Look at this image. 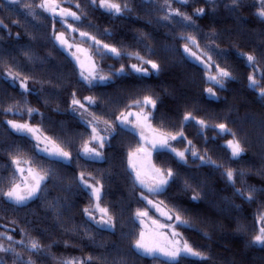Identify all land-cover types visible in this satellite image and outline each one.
<instances>
[{
	"label": "trees",
	"instance_id": "obj_1",
	"mask_svg": "<svg viewBox=\"0 0 264 264\" xmlns=\"http://www.w3.org/2000/svg\"><path fill=\"white\" fill-rule=\"evenodd\" d=\"M38 2L39 0H22V3L14 4L8 0H0V20L7 25V30L0 27V166L8 161L5 149L15 146H19L27 155L39 159L32 143L27 138L14 134L4 123L8 119H21L19 116L4 115L3 110L14 101L20 102L23 107L25 99L17 85L4 79L9 66L34 77L29 86L35 91L28 94L26 99L30 106L39 108L44 113L43 127L48 134L69 143L74 162L68 165L44 161L46 166L56 169L60 179L49 182L46 199H37L25 207L15 208L0 199V225L15 220L16 224H10L9 227H15L17 232L24 228L42 244L52 245L50 255L41 257L38 264H57L51 259L52 255L80 257L88 254L106 257L107 264H118L121 256L128 257V264H156L151 258L129 255L131 241L123 236L132 228L130 221L135 209L145 206L138 199L141 189L133 185L127 165V150L137 145L138 137L118 128L119 134L112 140V146L105 148V161L88 162L81 159L75 162L80 134L86 133L87 129L82 121L71 114L69 105V90L75 89L81 97L95 95L99 98V108H92V111L113 117L124 107L130 96L154 94L160 99L157 110L153 113V125L169 130L182 127L187 139L193 142L201 154L206 150L212 160L222 165L221 168L202 166L199 160L191 157L187 165H182L166 150L154 152L152 160L158 166H170L178 173V179L167 193L155 198L164 201L168 208L179 210L190 220L192 228L179 230L194 246L208 250L212 257L208 264H264V248L248 246V242L259 230L258 219L264 212V194L258 193L255 200L249 203L235 195L233 187L223 175L229 167L237 171L244 170L246 175L243 182L238 177L236 188L251 185L264 189V101L249 89L246 77L252 70L246 67L243 57L238 55L243 52L260 57L264 50V22L256 15L258 0H243L242 7L236 13L224 7L230 0H218L215 6L205 0H188L187 5L173 0V7L180 8L189 15L196 8L206 10V14L200 18L193 16L198 29L185 28L178 18L167 23L160 22L165 13L157 6H162L164 0H130L133 11L119 17L87 7V0H79L87 13L83 30L91 31L98 38L116 44L122 50H139L145 54L147 44L156 53L152 58L157 59L162 66L159 74L153 73L147 77L125 74L114 78V82L109 81L93 89L87 88L82 82L78 83L79 77L74 71L71 57L54 44L51 38L52 21L48 14L40 15L35 20L25 17L23 5L34 6ZM120 2L123 3V0ZM15 21H19L18 27ZM87 23L95 27L88 28ZM56 29L64 30L59 20L56 22ZM105 29L112 33L111 37L104 35ZM8 30L11 35H8ZM213 30L219 37L216 43L227 52L226 56H214V59L221 66L226 64L236 76L235 81L228 82L227 91L217 89L219 100L204 94L203 89L210 85L203 78V66L182 53L185 42L178 39L181 33L190 32L200 40L203 47L208 34ZM16 33H20L19 40L16 39ZM26 51L35 58L33 61H29L24 55ZM97 60L105 73L111 71L109 65L118 69L121 64L127 66L134 61L111 57L103 60L97 57ZM260 68L264 70V63ZM40 80H51L52 83H45L42 88ZM188 111L199 118L208 119L210 123L227 119L229 127L238 134L242 130L246 154L238 161L232 160L230 150L225 145L226 140L232 137L218 135L211 129L207 130L206 143L205 138L198 134L200 129L194 122L183 121V115ZM40 120V116L35 115L32 122L38 123ZM173 146L183 149L186 144L173 142ZM79 170L104 176L105 196L102 203L107 204L116 216L115 233L97 230L82 214L81 209L88 204L89 198L75 179ZM185 180L192 185V189L185 190ZM193 189L200 192L199 200L191 199ZM56 197L60 198L61 204L69 205L62 209L61 220H57L47 206ZM238 225H243L244 230L238 231ZM84 227L94 233L97 243H103V248L97 247L83 235ZM0 231H4L3 227H0ZM205 232L212 238L206 239L203 235ZM16 238L19 239V235ZM7 264H12L10 258ZM97 264L103 262L97 261ZM185 264L203 262L190 257Z\"/></svg>",
	"mask_w": 264,
	"mask_h": 264
},
{
	"label": "snow or ice",
	"instance_id": "obj_2",
	"mask_svg": "<svg viewBox=\"0 0 264 264\" xmlns=\"http://www.w3.org/2000/svg\"><path fill=\"white\" fill-rule=\"evenodd\" d=\"M11 2L20 4L22 0H11ZM205 2L215 6L218 0H205ZM64 3L69 6H64ZM64 3H61V0H39L34 6L24 4V15L26 18L31 17L35 20L40 15L48 14L52 21L51 38L56 46L66 51L71 57L74 62V71L79 77L78 83L82 82L87 88L93 89L105 85L109 81L114 82V78L125 74H140L147 77L162 71L161 63L152 58L156 53L149 45L145 44L146 53L142 54L139 50H122L116 44L105 42L91 31L83 30L87 21V13L85 6H82L79 0H64ZM175 3L187 5L188 0H175ZM242 5L243 0H230L224 4V7L236 13L239 12ZM86 6L103 10L116 17L133 11L130 0H123V3L120 0H87ZM157 7L165 13L160 22L167 23L178 18L179 23L185 28L198 29L193 16L200 18L206 14L204 8H196L194 13L189 15L182 12L180 8L173 7V0H164L163 5ZM256 15L264 22V0H261ZM57 19L64 28L63 31L56 29ZM14 23L17 27L19 26V21ZM86 26L88 28L95 27L91 23H87ZM0 27L7 30V25L2 20H0ZM8 35H11L10 30H8ZM104 35L111 37L112 33L105 29ZM20 38V33H16V39ZM218 38V34L214 30L211 31L206 38L207 42L201 47L200 40L190 32L181 33L178 37L179 40L185 42L182 46V53L203 65L205 73L203 78L210 85L203 89L204 94L216 100L220 99L217 89L227 91L228 82L236 80L231 68L226 64L221 66V63L214 59V56L224 57L227 55V52L216 43ZM24 55L28 57L29 61L35 59L27 51ZM238 55L243 57L246 67L252 70L246 77L249 89L255 92L261 101H264V70H260V65L264 63V50L260 57L253 53L243 52ZM97 57L100 60L111 57L136 62L127 66L121 64L118 69H113V66L109 65L108 68L111 71L105 73ZM4 79L17 85L22 90L21 95L25 97L23 107L20 102L14 101L3 110L4 115L19 116L21 119H9L4 123L14 134L27 138L32 143L36 156L39 157L36 159L27 155L19 146L5 149L8 161L0 166V199L15 208H22L37 199H46L49 182L60 179L56 169L46 166L44 161L49 164L71 165L74 158L69 143L48 134L43 127L44 113L40 112L39 108L30 106L26 99L28 94L35 91L29 86V82L34 80V77L16 71L9 66L4 73ZM39 83L43 88L45 83L51 84L52 81L40 80ZM69 94L71 114L82 121L87 129L86 133L80 134L75 162L81 159L88 162L105 161L107 159L105 148L112 146V140L119 134L118 128L120 131H127L138 137L137 145L129 147L127 150V165L133 185L141 189L138 199L145 206L135 209L130 221L132 228L123 234L131 241L129 255L151 258L156 264H185V261L190 257L196 258L203 264H208L212 259L208 250L194 246L178 230L179 228H192L193 224L190 220L179 210L168 208L164 201L150 198L166 194L178 179L176 170L170 166H158L152 160V156L154 152L166 150L178 164L187 165L189 157H191L193 160H199L202 166L211 165L214 168H221L222 165L212 160L206 150L204 154H201L193 142L187 139L182 127L178 130H169L153 125V113L157 110L160 99L158 95L130 96L118 114L108 117L103 112L97 114L91 110L100 106L97 96L81 97L75 89H70ZM35 115L40 116V122H32ZM183 121L194 122L200 129L198 134L205 138L206 143L207 130L209 129L221 136H231V139L226 140V147L230 150L232 160L238 161L246 154V142L242 130L241 134H238L236 130L229 127L227 119L222 122L210 123L208 119L199 118L188 111L184 113ZM231 123L234 124L236 121H231ZM173 142H182L186 146L183 149L176 148L173 146ZM223 175L233 187L235 195L249 203L255 200L258 193L264 194V189L251 185H247L245 188H236L238 177L243 182L246 175L244 170L237 171L229 167L225 169ZM75 179L79 188L84 190L89 198L88 204L81 209L86 220L95 225L97 230H108L115 233L117 229L116 216L107 204L102 203L105 196L104 176L79 170ZM184 188L185 190L192 189V185L185 180ZM200 198V192L193 189L191 199L195 201ZM47 206L55 214L57 220H61L63 217L62 209L69 207L66 203L61 204L59 197L49 201ZM233 206L239 207L238 205ZM149 208L154 209L163 219H157L150 215ZM259 221L261 226L257 234L248 242L250 247L264 248V212L259 215ZM10 224L15 225L16 221L11 220L0 225L4 229V231H0V264H7L9 258L12 264H38L41 257L50 255L51 244L47 246L42 244L38 238L30 236L24 228H20L17 232L15 227H9ZM237 230L243 231L244 226L238 225ZM72 231H77V229H72ZM17 235H19V239L16 238ZM83 235L97 247H104L103 243H97L94 233L88 227L83 228ZM203 235L206 239L212 238L207 232ZM65 246H67V241H65ZM51 259L55 260L57 264H97V261L107 264L106 257L91 254L80 257L52 255ZM118 264H128V257L121 256Z\"/></svg>",
	"mask_w": 264,
	"mask_h": 264
},
{
	"label": "rangeland",
	"instance_id": "obj_3",
	"mask_svg": "<svg viewBox=\"0 0 264 264\" xmlns=\"http://www.w3.org/2000/svg\"><path fill=\"white\" fill-rule=\"evenodd\" d=\"M8 1H10L11 2V0H8ZM61 3H64V2H61ZM260 3H261V0H258V5H259V7H260ZM64 6H69L67 3H64ZM73 10H75V9H73ZM57 20H59V19H57ZM70 23L72 22V21H69ZM59 31H63V30H59ZM193 50H195V49H193ZM66 52V51H65ZM67 53V52H66ZM68 54V53H67ZM69 55V54H68ZM188 58H190L192 61H195L196 63H198V64H200L199 62H197L194 58H192V57H190V56H188ZM136 61H133V62H131V63H135ZM130 63V64H131ZM200 65H202V64H200ZM203 66V65H202ZM260 70H261V68H260ZM257 79H259V76H257ZM12 82V81H11ZM9 120V119H8ZM225 145H226V143H225ZM146 195H147V193H145ZM151 199H156L155 197H150ZM149 211H150V215H152L154 218H157V219H163V218H161L160 216H159V213H157V212H155V210L154 209H151V208H149ZM258 225H259V228H260V226H261V224H260V221H259V219H258ZM179 230V229H178ZM180 231V230H179Z\"/></svg>",
	"mask_w": 264,
	"mask_h": 264
}]
</instances>
